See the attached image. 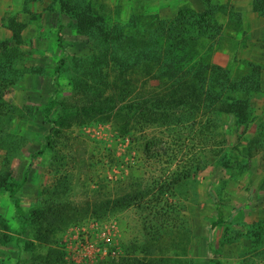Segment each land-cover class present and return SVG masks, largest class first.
Here are the masks:
<instances>
[{"label":"rangeland","instance_id":"obj_1","mask_svg":"<svg viewBox=\"0 0 264 264\" xmlns=\"http://www.w3.org/2000/svg\"><path fill=\"white\" fill-rule=\"evenodd\" d=\"M247 14L264 18L255 0H0V264H264V41ZM159 20L179 33L170 57L162 32L145 41ZM168 63L229 69L247 116L176 106Z\"/></svg>","mask_w":264,"mask_h":264},{"label":"trees","instance_id":"obj_2","mask_svg":"<svg viewBox=\"0 0 264 264\" xmlns=\"http://www.w3.org/2000/svg\"><path fill=\"white\" fill-rule=\"evenodd\" d=\"M209 4V3H207ZM264 0H255V7L258 11L264 14ZM183 15V14H182ZM186 16H180L175 20L179 26L183 27L185 23ZM179 21V22H178ZM184 28V27H183ZM182 30V29H181ZM162 32L164 38L168 41L167 50L164 46L159 49L165 52L167 56L170 57L171 47L173 44L177 46L176 38L180 37L175 34V26L173 22H165L159 20V28L152 31V36L148 35L145 37L147 45H157L158 40L156 36ZM174 42V43H173ZM167 44V45H168ZM154 53L155 50L146 48L144 51L146 56H148L150 51ZM149 53V54H148ZM185 57V53L182 54V60ZM60 67H57L59 69ZM261 68L260 65H253V69ZM167 80L165 81L169 86V91L167 93V99L175 102L176 106H182L186 108L185 110L190 114H197L201 110L211 111L214 116H220L222 113L227 111H233L236 114L237 119L247 116L248 99L239 96V92L242 91L244 86L243 80L233 79L229 69H225L219 66H209L208 64H200L193 68H179L174 67L173 63H168L164 65ZM233 93V94H232ZM53 105V104H51ZM52 106L45 109L46 118H50V113ZM1 114V111H0ZM234 115V114H233ZM215 118V117H214ZM214 121H212V126H215ZM206 138V136H204ZM207 140V139H206ZM6 189L9 192L10 198L15 202L18 210L24 215L27 224L31 220V216L24 212L21 205V198L18 196V191L20 184H6ZM218 218L212 223V227H215L224 221L223 211L220 206L217 207ZM216 264H219L216 261Z\"/></svg>","mask_w":264,"mask_h":264},{"label":"crops","instance_id":"obj_3","mask_svg":"<svg viewBox=\"0 0 264 264\" xmlns=\"http://www.w3.org/2000/svg\"><path fill=\"white\" fill-rule=\"evenodd\" d=\"M247 16H248V22H249L248 26L250 28L251 33L253 32L254 34L261 35L262 41H264V18L259 16L258 14L257 15L255 14V16L252 17V19L249 17L248 14H247ZM262 29H263V32L260 31ZM261 43H263V42H261ZM258 46L259 45H253L252 47L257 48ZM259 47H261V46H259ZM262 50L264 52V49H262ZM262 50H261V52H262ZM261 61H264V55L261 57L259 62H261Z\"/></svg>","mask_w":264,"mask_h":264}]
</instances>
